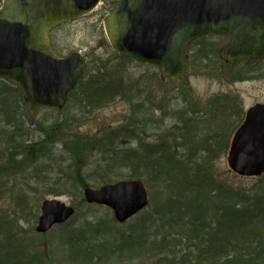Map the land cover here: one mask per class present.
Listing matches in <instances>:
<instances>
[{"label": "rangeland", "instance_id": "rangeland-1", "mask_svg": "<svg viewBox=\"0 0 264 264\" xmlns=\"http://www.w3.org/2000/svg\"><path fill=\"white\" fill-rule=\"evenodd\" d=\"M117 1L103 0L94 13L54 29L50 34L54 50L60 56H67L75 51L81 52L90 66H93L100 59H117L108 43L104 30V19L112 12ZM1 5L2 0H0ZM214 43H217V39L207 38L203 44L206 48H211V44ZM197 46L190 49L191 57ZM201 66L204 65H199V62L197 66H191L190 73L182 80L162 82L157 77V82V79L154 78L158 74L156 66L131 61L127 64L126 75L129 86H131L130 94L127 92L126 98L119 95L112 102L105 103L100 107L82 106V104H79L80 101L74 97L63 113L48 108H39L38 110H31L27 119L24 117V113L28 114V110H23V104L19 102L18 98L15 99V95L11 96L9 104L13 103L12 100H14V103L9 105L10 108L7 106L6 108L5 105L0 103V129H2L0 130L2 132L0 148L4 152V149L9 150L16 147L11 152L14 156L13 159H15L13 163L5 164L0 169V172H6L4 176H2V173L0 174L2 185L0 190L1 232L3 218L15 222L18 220V213L16 212L18 209L17 196H27L29 205L32 206L33 212L37 214L36 219L31 213L26 218L20 215L18 221L19 235L9 241L10 246L5 247L3 245L4 249L2 251L11 253V256L23 254L22 257H25L27 255V258L24 259L32 261V264H163L166 263L165 259L170 260L174 256L179 258L181 254L173 253L171 247V250L167 247L163 251L160 250L162 254L148 251L147 245L142 247L140 232H143L145 228L136 217L126 224H119L116 221L109 223L110 218H114L112 211L99 207H94L92 211H89L86 206L83 207L79 204L80 201L82 202L84 188L79 186V183H69L75 177L71 171L74 170L71 167V155L66 147L71 137L68 136L66 144L65 141H59L55 146H50L43 153L44 155L40 158V161L32 166L29 165L31 163L27 160L28 158L24 157L25 150L23 151L22 147L25 148L31 143L41 142L45 138V132L48 129L59 135L65 128L66 134L69 135L68 130H70L71 125L73 129L78 128L79 134L87 136L88 133H96L105 128L121 129L124 125L129 124L128 127H130L131 132L137 126H133L132 122L140 120L141 125L138 129H144V133L146 131L145 135L147 137H144V141L150 145L156 144V141L162 138L161 133H166L168 138L170 136L178 138L177 143L179 146L176 154L184 156L185 160L175 165L174 170L176 172L174 176L180 177L176 178L178 183H184L175 184L171 194L181 195L183 206L191 204L194 200L193 197L199 200L204 197L205 200L210 201L209 192L211 191L207 189V185H203V188L198 186L200 182L196 180V171L199 168L206 171L202 169L203 165L208 158H213L216 154L218 156L215 157V169L213 170L217 173L219 180L228 187H241L248 190L254 182L249 178L240 179L233 175L234 173L232 174L227 161L229 149H227V152H221L219 146L223 144L225 139L228 140L229 145L231 144L232 137L244 121L246 111L249 108L257 103L264 104V63L251 67H245V64L244 66L236 65V69L229 70L225 67L228 65L211 54L206 66ZM242 69L244 72H249L247 79L234 81L230 71H232V74L234 71L241 74ZM224 73H227L232 79ZM0 83L2 85L3 81L0 80ZM231 101H236L235 109H231ZM2 107L4 108L2 109ZM195 110L196 113L192 112ZM189 119H192L196 127L190 128L185 136V134H182L184 123ZM146 121L148 124H146ZM37 123H40V126ZM15 135L17 139L13 138ZM203 141L205 143H202ZM194 142L197 145V152L191 158L188 153L193 152ZM7 150L6 152H9ZM52 155H56L57 162L61 161V163L56 162L52 171H45L43 174L36 172V167L47 169L48 165L53 163L49 160ZM24 161L25 163L21 165ZM99 166H103V163L100 161V156L95 155L83 170L85 172V184L89 188L98 189L109 183L132 179L130 178V170L119 169L118 172L111 175V180H105L104 182L100 178V173H96ZM163 173L169 174L168 171ZM201 174L198 173V177ZM41 183L44 185H40ZM154 185L156 188L150 191V206L146 209V212L152 210L151 202L157 195H160L161 200L164 201L166 191L162 188V184L155 182ZM56 187L60 189L59 193L50 194V191ZM197 191H200L201 194L198 197ZM55 197H58L57 199L61 202L75 207L76 210L79 208L77 210L79 218L75 219L77 216L74 218L73 225L69 227L70 231L77 233L85 230L89 232L88 238L93 237L91 232L99 231L104 234L103 227L101 228L98 225L92 227V224L88 222V220L92 222L103 217L102 219H108L107 224L113 227L105 231L113 233L118 239H115L114 236H108L105 241L106 248H101L99 251L86 252L75 249L71 253L66 252V255L62 257H56L53 243L56 242L54 238L58 234H54V232L59 230L54 228L50 235H39L36 232L42 202ZM157 199L155 198V200ZM159 204L156 203V207ZM161 210L162 215H164L166 212L169 214L173 210H179V208L177 204L171 203L162 204ZM151 219L154 220L152 215ZM156 227H150L154 235L147 236L148 242L154 239L155 235L161 237L162 233H169L167 228L162 227L159 230L160 227L157 229ZM121 234L122 237H120ZM0 239L2 240V234ZM15 239L17 240L14 241ZM20 239L23 243L18 242ZM3 241L7 240L4 239ZM29 241L35 244L30 250H26ZM112 247L121 248L124 252L121 255L110 254V256L109 251ZM182 248L185 255L195 251L193 246L189 249L187 243Z\"/></svg>", "mask_w": 264, "mask_h": 264}, {"label": "water", "instance_id": "water-1", "mask_svg": "<svg viewBox=\"0 0 264 264\" xmlns=\"http://www.w3.org/2000/svg\"><path fill=\"white\" fill-rule=\"evenodd\" d=\"M101 0H3L0 8V78L15 81L26 103L62 110L85 75L80 52L60 57L50 42L56 27L94 12ZM115 53L154 65L162 82L190 72L188 48L205 36L226 64L264 61V0H119L104 20ZM228 163L242 177L264 175V104L251 107L235 133ZM89 204L113 210L125 223L149 204L142 181L86 189ZM75 210L58 200L41 208L37 232L66 223Z\"/></svg>", "mask_w": 264, "mask_h": 264}, {"label": "trees", "instance_id": "trees-1", "mask_svg": "<svg viewBox=\"0 0 264 264\" xmlns=\"http://www.w3.org/2000/svg\"><path fill=\"white\" fill-rule=\"evenodd\" d=\"M205 40L206 39H201L192 45V47L198 45L197 49H195V53L192 55V66H197L198 62L199 65L202 64L206 66V62L209 61L211 54L217 58L215 54V46L217 43L211 44L212 47H208V49L203 44ZM116 56L117 59L115 58L114 60L100 59L97 60L93 66L88 64L86 76L72 94L73 98L76 97L80 101L79 104L90 108L100 107L105 103L112 102V100L119 95L126 98L127 92L130 94L131 86H129V81L126 78V75L127 64L132 60L118 55ZM263 63L254 62L245 65V67L262 65ZM225 67L229 68V70L236 69V65ZM240 73L241 74L234 71L232 74V71H230L233 80L236 82L247 79L246 77L249 72H244L242 69ZM224 74L232 79L227 73ZM154 78L157 79L158 82L157 75L154 76ZM12 86H14L13 83H2V85L0 83V103L5 105L4 107L7 106L10 108L9 105L14 103V100H12L13 103L9 104L11 96L15 95V99L18 98L19 102L23 104V110H28V114L24 113V117L28 119L30 111L38 110L39 108L24 103L20 89ZM231 102V109H235L236 101ZM153 104L155 103L153 102ZM4 107H2V109ZM192 112L196 113V110ZM34 116L36 117V115ZM30 123L32 124V122ZM37 124L40 126V123ZM132 124L133 126H137H135L133 128L134 131L131 132L128 124L121 127V129L105 128L96 133H88L87 136L79 134L78 128L73 129L71 125L70 130H68L71 133H69V135L66 134V131L64 130L65 128L59 133V135L48 129L45 132V138H43L41 142L31 143L25 148L22 147L23 151L25 150L24 157L28 158L27 160L31 163L29 165L32 166L40 161V158L44 155L43 153H45L50 146H55L59 141H65L66 144V140H68L69 136L71 139L68 145L66 144V147L71 155V167L74 169L71 171L75 176L69 181V183H79L78 185L84 189L88 187L85 184V172H83V170L87 163H89V160L95 155H99L100 161L103 163V166H99V168L96 169V173H100V178L104 182L105 180H111V175L118 172L119 169H128L131 171L130 178L144 181L149 188V193L152 189L156 188L154 185L155 182L161 183L162 188L166 191L164 201L161 200L162 198L160 195H157L155 198L158 199L155 200V198H153V201L151 202V205L153 206L152 210L149 212H146L147 210L144 211L139 214L136 219L141 221L142 226L145 228L143 232H140V239H142L141 244L142 247H145V239L148 238L147 236L152 235L150 227L157 222H160L163 216L161 213L162 204H177L179 210H173L174 212L171 211L165 222H161L162 224L157 226L156 229L160 227V230L163 227L169 230L170 226L177 227L180 223H183L187 229L190 228L189 231L191 232L189 235L190 243H187L188 248L190 249V247L193 246L195 251H193V253L189 252V255H185L184 257L180 256L179 258H176V256H174L172 259L167 260L171 264H220L221 261H227L229 264H264V176L259 179H253L252 181L254 184H252L248 190L241 187H222V185H219L220 189H217V183L213 182L210 177L207 176V170H210L211 172L215 171L213 169H215V157L218 156L216 154L213 157L214 159L211 157L208 158L203 165L202 169H205L206 171H203L200 168L196 171V180L200 182L198 183V186L202 187L203 185H207V189L211 191L209 192L210 201L205 200L204 197L200 200L193 197L192 199L194 200L192 203L183 207L181 206L183 205L181 201L182 199L176 200L177 195L174 193L171 194L175 184L184 183H178L176 178L180 177L174 176V173L176 172L174 170L175 165L185 160L184 156L176 154L179 146L177 143L178 138L176 136H170L168 138L166 133H161L162 138L157 140L156 144L150 145L144 141V137H147L145 135L146 131L144 133V129H138L139 125H141V121L135 120ZM146 124H148L147 121ZM195 127L196 124H194L192 119L186 120L182 134H185L186 136L188 130ZM0 138H2L1 131ZM13 138L17 139V136L15 135ZM202 143L205 142L203 141ZM219 147V151L227 152V149L229 148L228 140L226 141L225 139L223 144ZM13 148L16 149V147ZM14 149H4L3 152L2 148H0V169L5 164L13 163L15 159H13L14 156L11 152H13ZM6 150L9 152H6ZM196 152L197 145L195 143L193 152L188 153L189 157L192 158ZM49 160L53 163L48 165L49 167L47 169L36 167L35 171L40 174H43L45 171H52L54 164L58 159L56 155H52V158ZM25 161L21 163V165H23ZM57 163L59 164L61 161ZM73 165L75 166L73 167ZM165 171H168L169 174L163 173ZM19 172L21 171L19 170ZM1 173L2 176L6 175L5 171L0 172V174ZM198 173H202L200 177H198ZM40 185L44 184L41 183ZM1 189L2 185L0 182V190ZM75 189L77 188L75 187ZM198 189L199 188L197 187V190ZM224 189H226V191L221 192ZM59 190L60 189L56 187L50 191V194L59 193ZM197 192L198 197L201 194L200 191ZM27 199L28 197L24 195L17 196L16 198L18 207L16 211L18 213V220L15 219L16 222L14 220L11 221V219H2V232L0 229V235L2 234V240L0 239V264H32V261L24 259L27 258V255H25V257H22L23 254L19 256H11V253L2 251L4 249L3 245L5 247L10 246L9 241L19 235L18 221L20 220V215L23 216V218H26L31 213L34 216V219L37 218V214L33 212V208L29 205ZM81 200L82 202H79L81 206H86V209L89 211L94 209V207L87 206L84 198ZM156 203L160 204L156 207ZM151 215L154 219L153 221ZM77 218H79V216L75 219ZM102 218L103 217L92 222L88 220L89 224H92V227L98 225L104 229V234H101L99 231L94 233L91 232V235L93 236L92 238H88L89 232L85 230L77 233L70 231L69 227L73 225L75 219H72L65 225L57 227L56 230L59 231L54 232V234L56 233L58 235L54 238L56 242L53 243L55 246V256L62 257L63 255H66V252L71 253V251L75 249L86 252L99 251L101 248H106L105 241L108 236H114L115 239H118L113 233L105 231L106 229L113 227L107 224L108 219L103 220ZM110 222H114L112 218H110ZM83 233L87 234L85 235ZM170 235V232L165 234V238ZM120 237H122V234ZM4 239L7 241H3ZM18 242L23 243L22 239ZM34 244L35 243L29 241L26 250H30ZM138 245L140 244L138 243Z\"/></svg>", "mask_w": 264, "mask_h": 264}, {"label": "bare ground", "instance_id": "bare-ground-1", "mask_svg": "<svg viewBox=\"0 0 264 264\" xmlns=\"http://www.w3.org/2000/svg\"><path fill=\"white\" fill-rule=\"evenodd\" d=\"M228 155H229V153H228ZM227 158H228V156H227ZM207 171H208L207 172V176L210 177V179L213 182H216L217 183L216 184V188L217 189H220V186L219 185H222V187H226L227 186L221 180H219L217 173L211 172L210 170H207ZM224 191H226V189L222 190L221 192H224ZM181 198H182L181 195H177L176 200H180ZM181 206H183V205H181ZM167 213L168 212H166L162 216L160 222H157L153 226H159L161 224V222H165V220L167 219V216L169 215ZM113 221L114 222L115 221L118 222L116 220L115 216L113 218ZM191 222H193V221H191ZM109 223H113V222H109ZM178 227H181L182 229L181 228H178ZM189 229H187V227L183 223H180L177 227L170 226L169 227V232L171 233V235L169 237H166L165 238V234H161V237H159V235H155V238L152 239L150 242H148V238L145 239L144 244L147 245V250L148 251H150V252H156L155 254H159V253L162 254L160 252V250L163 251L165 247H167L169 249L171 247V248H173V253H177V254L180 253L181 256L184 257L185 254L182 251L183 250L182 247H184V244L185 243H190V241H189V235L191 234V232L189 231ZM153 235L154 234H152V236ZM171 238H173V239H171ZM146 245H145V247H146ZM185 249H186V247H185ZM122 252H124V251L121 248L112 247V248H110L109 255L110 254L111 255H121ZM165 261H166V263H163V264H171L170 262H167V259H165ZM220 264H229V262H227V261H221Z\"/></svg>", "mask_w": 264, "mask_h": 264}]
</instances>
